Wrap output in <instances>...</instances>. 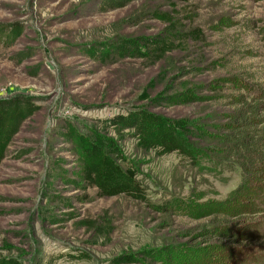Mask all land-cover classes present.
Instances as JSON below:
<instances>
[{"label": "rangeland", "instance_id": "374dc122", "mask_svg": "<svg viewBox=\"0 0 264 264\" xmlns=\"http://www.w3.org/2000/svg\"><path fill=\"white\" fill-rule=\"evenodd\" d=\"M258 85L264 0H0V264H261Z\"/></svg>", "mask_w": 264, "mask_h": 264}, {"label": "trees", "instance_id": "16d2710c", "mask_svg": "<svg viewBox=\"0 0 264 264\" xmlns=\"http://www.w3.org/2000/svg\"><path fill=\"white\" fill-rule=\"evenodd\" d=\"M257 87V90L251 92V95L254 96L252 100H249L248 97H244L240 102L241 109L238 116L235 118L236 126L238 127L237 131L240 130L238 133L239 136L237 138V146L242 145V147L245 148L248 154H252L254 153V151H256L257 154L261 156L262 161H264V116H258L259 114L264 113V86L258 85ZM241 151H243V149H241ZM261 165L262 163L254 164L251 170L252 178H247L243 181L240 187L233 193V195H238L234 199L247 197V199L249 198L250 200H246V202L250 203L249 201H252V199L253 201H258V198H260V204L262 201H264L263 197H258L259 195L264 196V168L261 167ZM246 202H238L236 205V209L240 210L245 207ZM248 205L250 207L251 214H258L264 211V204L262 206H256L255 204ZM205 211H207V213L202 212V215H204V217H208L211 215L220 214L221 209L209 208V210ZM238 214L242 215V213ZM218 230L222 229L216 228L214 231ZM259 258L256 263L263 264V258Z\"/></svg>", "mask_w": 264, "mask_h": 264}]
</instances>
